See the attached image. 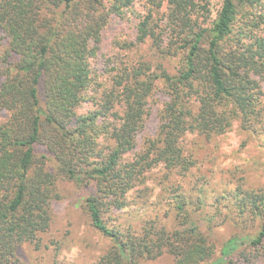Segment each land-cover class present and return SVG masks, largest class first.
<instances>
[{
    "label": "trees",
    "instance_id": "1",
    "mask_svg": "<svg viewBox=\"0 0 264 264\" xmlns=\"http://www.w3.org/2000/svg\"><path fill=\"white\" fill-rule=\"evenodd\" d=\"M134 2L0 0V31L10 59L0 82V110L8 114L0 124V264H16L19 247L36 244L50 230L63 181L89 191L84 210L92 228L110 242L92 264H138L163 254L174 264L213 258L215 247L200 228V222L210 228L213 221L201 217L206 207L201 190L192 196L180 183L162 188L175 213L170 225L154 218L124 228L105 217L124 209L128 193L154 166L167 171L165 178L189 173L196 163L181 145L188 133L209 138L228 132L235 122L250 130L260 120L264 38L252 33L254 20L239 26L245 45L233 36L240 6L261 0H220L212 21L201 19L206 8L197 0H148L153 9L165 7V15L140 17L134 41L120 50L147 45L153 51L148 55L177 59V72L146 60L121 62L109 87L98 92L91 61L112 18L122 19ZM159 82L167 102L157 135L135 153L148 98ZM91 100L98 107L79 112ZM100 138L108 146L100 147ZM250 193L235 191L234 197H241L236 208L260 219L258 231L227 240L219 262L264 264V195ZM109 221L115 220L109 216Z\"/></svg>",
    "mask_w": 264,
    "mask_h": 264
},
{
    "label": "rangeland",
    "instance_id": "2",
    "mask_svg": "<svg viewBox=\"0 0 264 264\" xmlns=\"http://www.w3.org/2000/svg\"><path fill=\"white\" fill-rule=\"evenodd\" d=\"M197 1L206 8L201 19L212 21L219 9L220 0ZM150 7L148 0H135L131 10L122 19L112 18L103 32L100 51L91 61L95 80L98 87L101 86L96 87V91L102 92L103 86L109 87L110 79L121 66V62L137 64L146 60L153 64L162 63L170 74L177 72V59H165L157 53L148 55L153 51H149L147 45L135 46L130 51L120 50L125 43L134 41L135 28L140 17L152 12L155 18L162 19L166 13L165 7L160 10L151 7L153 11H148L151 10ZM250 20H254L256 25L252 33L264 38V0L254 7L240 6L234 25L233 41L241 38V46L246 43L240 35L239 26ZM247 28L248 33L251 28ZM244 36L246 37L245 34ZM7 47V38L0 31V82L10 61L5 56ZM262 90L264 92V82ZM99 97L100 95L96 100ZM93 101L95 100L84 103L79 112L95 110L98 105ZM166 102V87L159 82L148 98V115L144 121V129L137 137L135 153L141 150L147 140L157 135L159 112ZM7 118L8 114L0 110V124ZM99 143L102 148L108 146V142L102 138ZM181 145L185 154L196 163L188 174L180 177L168 173L165 178L167 171L161 165L154 166L143 175V184L128 193L124 209L108 213L105 219L108 224H121L124 228L128 225L142 226L144 220L154 218H158L161 224L170 225L175 222V213L168 207L167 194L162 188L180 183L184 189H192V196L198 194L197 190H201L206 198V207L201 217L206 214L204 218L212 216L213 221L210 228L205 222H200V228L204 234H208L215 247L213 258L205 264H225L218 261L223 244L232 237L255 234L261 222L252 213H238L236 207L238 198L241 197H234V193L239 189L253 195H264V112L250 130L242 129L235 122L228 132L218 136L206 138L188 133L182 138ZM132 156L133 153L124 157V160L127 161ZM58 189L61 199L53 204L50 230L41 235L36 244L21 245L17 251L16 264H92L110 246L109 240L92 228L84 210L83 199L89 191L68 181L60 182ZM109 216L115 221H109ZM138 264H174V258L163 254L156 259H142Z\"/></svg>",
    "mask_w": 264,
    "mask_h": 264
}]
</instances>
